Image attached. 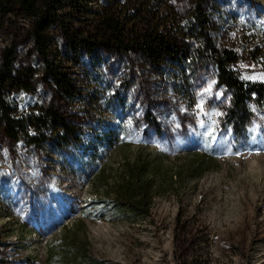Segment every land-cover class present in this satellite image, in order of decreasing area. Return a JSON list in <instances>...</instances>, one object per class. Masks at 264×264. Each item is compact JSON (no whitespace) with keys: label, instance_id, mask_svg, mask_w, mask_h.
Here are the masks:
<instances>
[{"label":"rangeland","instance_id":"374dc122","mask_svg":"<svg viewBox=\"0 0 264 264\" xmlns=\"http://www.w3.org/2000/svg\"><path fill=\"white\" fill-rule=\"evenodd\" d=\"M156 1L185 20L199 0ZM202 6L215 44L239 55L240 77L264 84V0ZM9 18L0 28V63L13 50L14 68L33 73L31 91L8 96L11 108L52 106L80 138L34 147L8 138L0 123L1 264H71L75 256L264 264V109L253 107L245 134H236L224 119L230 92L211 65L180 89L170 68L157 74L136 57L123 65L106 52L93 62L52 30V58L77 87L73 98L57 97L31 49L28 20ZM127 179L148 187L149 213L132 222L111 206Z\"/></svg>","mask_w":264,"mask_h":264},{"label":"trees","instance_id":"16d2710c","mask_svg":"<svg viewBox=\"0 0 264 264\" xmlns=\"http://www.w3.org/2000/svg\"><path fill=\"white\" fill-rule=\"evenodd\" d=\"M13 12L28 20L26 34L31 49L40 59L45 83L57 97L73 98L77 87L66 67L52 58V30H58L66 48L75 54L85 53L93 62L106 52L123 57V65L125 59L136 57L157 74L170 68L180 89H185L195 72L211 65L217 85L230 92L224 119L236 134H245L253 107L264 109V84L242 79L237 70L239 55L215 44L202 0L189 8L185 20L156 0H0V28ZM32 79L30 71L14 68L13 50H5L0 63V123L5 135L34 147L49 139L64 147L73 138H80L52 106L27 112L11 108L8 96L31 91ZM148 201L147 185H135L127 179L122 195L111 206L132 222L148 215ZM75 259H81V264H103L89 256ZM75 259L71 264H76Z\"/></svg>","mask_w":264,"mask_h":264}]
</instances>
